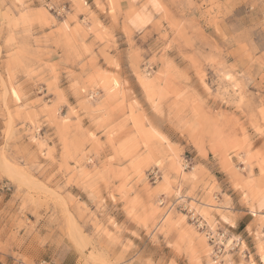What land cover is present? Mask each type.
I'll use <instances>...</instances> for the list:
<instances>
[{
    "label": "rangeland",
    "instance_id": "rangeland-1",
    "mask_svg": "<svg viewBox=\"0 0 264 264\" xmlns=\"http://www.w3.org/2000/svg\"><path fill=\"white\" fill-rule=\"evenodd\" d=\"M187 210L264 264V0H0V264H217Z\"/></svg>",
    "mask_w": 264,
    "mask_h": 264
},
{
    "label": "built area",
    "instance_id": "built-area-1",
    "mask_svg": "<svg viewBox=\"0 0 264 264\" xmlns=\"http://www.w3.org/2000/svg\"><path fill=\"white\" fill-rule=\"evenodd\" d=\"M148 175L150 176L152 180L155 181L156 179L159 178V170L157 168H153L148 172ZM183 207L187 209L186 206H183ZM187 211H188V214L191 215V219L194 220V223L200 228L205 229L208 240L212 244V247H213V252H212L213 257L216 261L218 260L217 264H223L222 256L226 252V249H227L226 242H227L228 236L226 234V231L220 228H217L215 230H212L211 228H207L204 220L200 216L196 215L193 212V210H187ZM230 243L233 245V247H237L240 244V241L238 238H233ZM233 247H230V248H233Z\"/></svg>",
    "mask_w": 264,
    "mask_h": 264
}]
</instances>
